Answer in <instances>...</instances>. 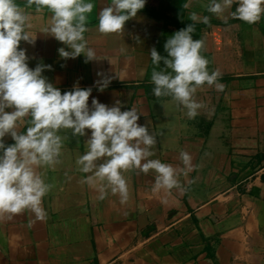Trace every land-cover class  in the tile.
<instances>
[{
	"label": "crops",
	"instance_id": "1",
	"mask_svg": "<svg viewBox=\"0 0 264 264\" xmlns=\"http://www.w3.org/2000/svg\"><path fill=\"white\" fill-rule=\"evenodd\" d=\"M16 2L33 14L36 42L20 44L30 68L51 65L42 75L62 94L77 83L91 87L90 107L95 98L109 107L119 100L122 111L136 108L138 123L156 138L149 159L182 168L183 150L193 170L178 177L182 191H154L157 173L132 168L122 172L128 200L122 204L110 189L100 200L82 182L91 173L76 163L88 151L91 130L75 137L62 129L61 162L37 168L53 185L42 202L47 217L38 221L25 211L0 221V264H264V15L248 24L226 11L225 23L207 11L210 0H191L186 10L182 5L189 0H146L122 32L103 34L99 12L111 0H92L84 36L99 59L85 63L83 54L61 58L59 48L71 49L41 33L52 15L47 9L37 14L27 0ZM192 11L210 18L195 24L193 38L203 39L208 71L219 69L217 82L225 88L198 87L193 99L205 107L190 119L171 96L154 95L151 75L164 65H154L150 51L155 47L166 57L167 39L193 23ZM98 72L113 77L103 91L96 87ZM30 119L19 131L26 132ZM4 143L14 140L6 136Z\"/></svg>",
	"mask_w": 264,
	"mask_h": 264
},
{
	"label": "clouds",
	"instance_id": "2",
	"mask_svg": "<svg viewBox=\"0 0 264 264\" xmlns=\"http://www.w3.org/2000/svg\"><path fill=\"white\" fill-rule=\"evenodd\" d=\"M234 3L238 6L231 11ZM145 4L146 0H111L99 12V32H122L125 23L136 17ZM33 5L37 14L44 9L52 14L41 33L71 49L59 48L61 58L75 59L83 54L85 63L99 59L84 36L88 31V14L94 8L92 0H27V7ZM182 7L189 9L191 0ZM207 11L225 23L224 13L228 11L231 18L255 24L264 15V0H210ZM188 18L193 23L167 39L166 57L155 47L150 55L154 65L159 67L161 62L164 65L162 70L152 72L154 95L158 98L171 96L187 109L186 115L192 119L205 107L193 99L197 88L207 83L222 92L225 85L217 82L222 75L219 69L211 74L208 71L209 60L201 55L203 39L193 38L195 24H209V16L201 17L192 11ZM32 21L33 14L16 0H0V221L11 220L25 211L33 213L35 220L46 219L43 197L53 185L45 182L37 168L54 167L61 162L63 137L58 133L62 129H70L75 137L87 136L86 130H91L86 140L88 151L79 156L76 163L81 172L91 173L82 182L98 192V199H105L110 189L113 195H120L122 204L125 203L129 191L122 172L132 168L145 174L150 170L157 173L154 191L173 188L182 191L178 177L193 170L191 155L183 150L180 152L182 168L149 159L155 155L151 149L156 138L147 125L138 123L141 114L136 108L122 111L123 104L119 100L109 107L95 98L90 107L91 87L81 88L77 83L71 91L62 94L42 75L51 65L29 67V57L20 44L21 41L35 44L37 34L32 31ZM97 75L102 79L96 81V87L103 91L113 77L100 72ZM26 117L31 118L30 126L26 132H21L19 128ZM6 136H11L14 143L6 146Z\"/></svg>",
	"mask_w": 264,
	"mask_h": 264
}]
</instances>
